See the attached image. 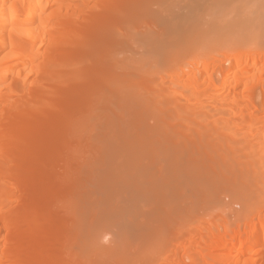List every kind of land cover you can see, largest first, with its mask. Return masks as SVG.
Segmentation results:
<instances>
[{"label":"bare ground","instance_id":"1","mask_svg":"<svg viewBox=\"0 0 264 264\" xmlns=\"http://www.w3.org/2000/svg\"><path fill=\"white\" fill-rule=\"evenodd\" d=\"M258 1L0 0V264H80L74 219L85 250L137 247L123 264H264V47H239L264 40ZM201 183L255 209L154 259Z\"/></svg>","mask_w":264,"mask_h":264},{"label":"rangeland","instance_id":"2","mask_svg":"<svg viewBox=\"0 0 264 264\" xmlns=\"http://www.w3.org/2000/svg\"><path fill=\"white\" fill-rule=\"evenodd\" d=\"M262 2H260V1H258V2H260V4H262L263 2H264V0H261ZM264 7V6H263ZM263 24H264V21H263ZM234 39V38H233ZM235 40V39H234ZM251 46H262V47H264V40H259V41H256V42H254V43H243L242 45H240L239 47H241V48H248V47H251ZM158 71V70H157ZM124 72L125 73H130V71L129 70H127V72H126V70H124ZM154 72H156L155 70H154ZM150 73H152V75L154 74L153 72H150ZM150 73H146V75H144L143 76V78H145L146 79V77H151L152 75H150ZM219 76V75H218ZM260 115H262L261 113H259L258 114V116H260ZM259 120H260V117H258V119H256V122L257 123H259ZM195 125V123H193V126ZM196 126V125H195ZM243 130H244V128H239V129H236V132L235 133H244L243 132ZM233 136H231V138H232ZM89 158V157H88ZM88 158H86V159H88ZM76 159H78V160H76ZM82 159H84L83 157L82 158H80V157H75V159H73V160H76V161H71V162H73V163H71L70 164V170L72 169V168H74V167H76V166H80V165H82V164H84V162H86V159H84V160H81ZM96 159V158H95ZM80 160V161H79ZM74 162H76V163H74ZM77 162H79V163H77ZM82 163V164H81ZM77 164V165H76ZM69 169V168H68ZM200 187H202L204 184H198ZM197 184L196 185H194V186H192V189L194 190V189H196V190H194V192L192 191V195L190 194V193H188L187 191H189V190H182L181 191V195H184V196H181V198L180 199H184L183 201H185V199H188V201L189 202H187V201H185V202H183V203H186V204H183L182 202H180L179 201V203L178 204H183V205H181V207L180 206H178V207H180V209L178 208V207H176L175 205H173V207L175 206L176 208H178L179 209V211L181 212V211H183L182 209V207H184V208H187V212H185L184 214H183V212L181 213V214H183V216L181 215V217H183V219H181L179 222H177V223H175V226H173L172 224L171 225H169V226H171V227H169V226H166L165 225V227H166V229H169V230H167L166 232H170V230L173 228V227H175L174 228V230H171V232L170 233H172V234H170V233H168V234H166L167 236L169 235V237H167L166 235H164L166 238L164 239V237H163V234H165L166 232H164L165 231V228H161L160 230H162L163 229V232L161 233L160 231H159V233H160V235L159 234H157V236H158V238H156V240H159V241H157L158 243H156V245H155V247H158V246H161V247H166V248H168V246L167 245H161L162 243L164 244V242H168V244L171 242V239H172V237H173V235H175V233L177 232V231H179V234H181V232L182 231H187V229H189L188 227H191V228H196V226H198V225H196V222H193V221H197V223L199 222V221H208V219H209V217H210V215H209V213L210 214H212L213 216H222L223 214V216L224 217H227L229 214H232V213H237V212H242V214L241 215H243V217H240V219L239 220H241L242 218H243V220L245 219L244 218V216H246L247 215V213H245V212H248V211H244L245 209L246 210H248V208L249 207H247V206H252V205H254V207H256L255 205H257L256 203L258 202V197L256 196V195H254L255 196V198L257 199V201L255 200V198L253 197V194H249L250 195V197L252 198L251 200H252V203H249V204H247V208H245V204L244 203H242V201H240L238 198H239V196L242 194V193H245V191H247L246 192V194H248V193H250V191H251V189L249 188H247L246 189V187L245 188H241V189H239L236 193L238 194V193H240V192H242V193H240V194H238L239 196H236L237 194L236 193H232V191H233V189L232 188H229V189H227L228 187L225 185L224 187H222V186H219V187H216V185H211L210 183L208 184V183H206L204 186H203V188H200L199 186H198ZM199 188V189H198ZM191 189V190H192ZM201 189L203 190V191H201ZM228 190V191H230L229 193H227L225 190ZM245 189V190H244ZM219 190H223V192L221 193V191H219ZM197 191V192H196ZM185 192V193H184ZM190 192V191H189ZM200 192V193H199ZM212 192H214V193H212ZM234 192V191H233ZM75 193H77V192H75ZM208 193H209V195H208ZM211 193L213 194V195H211ZM187 194H189V196H188V198H186L185 196L187 195ZM226 194H227V196H226ZM232 194V195H231ZM193 196L194 197V199L191 197V196ZM197 195V196H196ZM198 195H200V196H198ZM214 195H217V196H214ZM231 195V196H230ZM196 196V197H195ZM212 196H214V198H212ZM224 196V197H223ZM215 197H217V198H215ZM191 198V199H190ZM196 198V199H195ZM209 198V199H208ZM219 198V199H218ZM221 198H222V200H221ZM198 199V200H197ZM216 199H218V201H216ZM253 199H254V201H253ZM162 201H161V206L160 207H162L164 204H168L169 205V203H168V201L167 200H163V199H161ZM195 200H197V202L195 201ZM238 200V201H237ZM250 200V201H251ZM69 202L67 203L66 202V204L65 205H58L59 207H58V209H59V211H63V215L64 214H66V215H64L66 218H69V217H72V216H74V214H73V212H72V210L70 209V208H72V201L69 199L68 200ZM182 201V200H181ZM209 201H213V202H209ZM222 202V203H219L218 204V202ZM164 202H166V203H164ZM192 202V203H191ZM217 202V203H216ZM70 203V204H69ZM215 203V204H214ZM189 204V205H188ZM195 204H197V205H195ZM216 204H217V206H216ZM70 206V207H68V206ZM167 205V207L166 206H163L162 208H160V213H162V214H164L163 213V210H165V208H169L170 206H168ZM185 205H187L186 207H185ZM62 206V207H61ZM63 206H65V207H63ZM188 206H190V207H188ZM221 206V207H220ZM69 209V210H67V208ZM226 207V208H225ZM228 207H231V208H228ZM244 207V208H243ZM64 208V209H63ZM190 208V209H189ZM219 208V209H218ZM251 208H253V207H251ZM251 208H249V210L251 209ZM225 209V210H224ZM253 209H255V208H253ZM65 210H67L66 212H65ZM231 212H230V211ZM68 211H70L69 213H68ZM226 211V212H225ZM228 211V212H227ZM251 211H253L252 209H251ZM65 212V213H64ZM189 212H191V214L189 215ZM70 213H71V215H70ZM246 214V215H245ZM163 216H165V215H163ZM186 217V219H185V217ZM230 216V218H232V216H234L233 214H232V216L231 215H229ZM228 216V217H229ZM233 218H235V217H233ZM232 218V219H233ZM72 219V218H71ZM185 220V221H184ZM74 223H69L70 225H69V228H68V236L70 235V237L71 236H73L74 237V239L72 240L70 237L69 238H67L66 240H67V242L65 243L66 245V252H67V254H70V255H72V256H69L72 260L74 259V258H76L77 260L78 259H80V258H82L83 256H85V257H83L81 260H79V262H80V264H120V263H122V261L123 260H121V259H124V257L126 256H128V253L126 252V255H125V253H124V255L121 253L120 255H115V256H113L115 259H113L110 255H107V256H105V254H99L97 251H95V250H90V249H84V246H83V242L81 241V239H79V238H77V237H79L78 236V233L76 232V230H77V228H75L76 226H74V225H77L76 223H75V219H74V221H73ZM183 222V223H182ZM192 223H194V224H192ZM177 224V225H176ZM192 225H194V226H192ZM196 225V226H195ZM72 226H74V227H72ZM185 226H188V227H186L185 228ZM71 228H75L74 230L73 229H71ZM198 228V227H197ZM71 229V230H70ZM185 229V230H184ZM181 231V232H180ZM174 232V233H173ZM74 233H76V234H74ZM177 235H178V232L176 233ZM176 235V236H177ZM157 236H154L153 235V237L155 238V237H157ZM162 238V241L160 240ZM167 238H169V239H167ZM69 239V240H68ZM77 239L80 241V242H78L77 241ZM164 239V240H163ZM71 240V241H70ZM111 240V238H105L104 239V242H103V246H104V243H105V245L106 246H104V248H110V247H113V244H111L110 242H108V241H110ZM155 240V241H156ZM167 240V241H166ZM170 240V241H169ZM161 241V242H160ZM173 241V240H172ZM160 242V243H159ZM72 243V244H71ZM113 243V242H112ZM68 244V245H67ZM173 244H176V242L174 241L173 242ZM186 244V243H185ZM82 245V246H81ZM158 245V246H157ZM70 246V247H69ZM73 247H75V248H73ZM80 247V248H79ZM83 247V248H82ZM161 247H158V249L156 250V248L154 249L155 251L153 252V250L151 251V254H153V258L155 259V258H157V257H159V256H161V257H159L158 259H160V258H162L164 255H166L164 252H165V248H161ZM173 247H174V245H173ZM173 247H171V248H173ZM77 248H79V249H77ZM132 248V247H131ZM81 249V250H80ZM85 250V251H83V250ZM137 249V247H135V248H133V250H131L130 249V252H131V254L132 255H134L135 253H136V255L138 254L137 253V251H139V250H137V251H135ZM162 249H163V251H162ZM169 249V248H168ZM69 251V253H68V251ZM79 250H80V253H79ZM82 251V252H81ZM128 251V250H127ZM159 251H161L160 253H157V252H159ZM89 252V253H88ZM90 252H92V253H90ZM129 252V251H128ZM134 252V253H133ZM167 252V251H166ZM181 252H183V251H181ZM80 254H86V255H80ZM89 254V255H88ZM97 254V255H96ZM130 254V255H131ZM150 254V255H151ZM156 254H160V255H156ZM101 255H103V256H101ZM123 255V256H122ZM128 256L129 258H132V257H134V256ZM81 256V257H80ZM100 256V257H99ZM80 257V258H79ZM96 257V258H95ZM101 258V259H99V258ZM117 257V258H116ZM125 257V258H126ZM96 259V260H95ZM71 260V261H72ZM75 260V259H74ZM95 262V263H92V262ZM117 262V263H116ZM123 263H124V261H123ZM122 263V264H123ZM135 264H137L136 262H134ZM133 262H131L130 264H134ZM189 263V262H188ZM125 264H129V263H125ZM138 264H139V262H138Z\"/></svg>","mask_w":264,"mask_h":264}]
</instances>
